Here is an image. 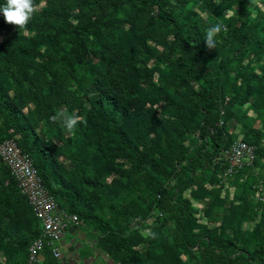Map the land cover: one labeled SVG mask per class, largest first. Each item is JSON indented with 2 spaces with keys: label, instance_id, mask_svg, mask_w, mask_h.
Segmentation results:
<instances>
[{
  "label": "trees",
  "instance_id": "1",
  "mask_svg": "<svg viewBox=\"0 0 264 264\" xmlns=\"http://www.w3.org/2000/svg\"><path fill=\"white\" fill-rule=\"evenodd\" d=\"M5 2L0 0V6ZM36 3L40 10L25 29L5 23L0 13V141L15 138L58 207L81 221L78 226L96 222L112 264H264V187L263 202L254 203L261 205V219L251 249L244 242L221 237L219 228L209 231L193 223L192 205L178 196L183 189L201 193L214 183L234 192V185L242 181L247 165L220 182L218 151L235 139L226 128L232 112L249 95L251 103L264 101V0ZM217 23L223 30L215 48L208 49L206 30ZM100 65L122 72L154 69L168 76L163 81L143 76L103 83L98 78ZM77 70L87 76L79 79ZM77 81L80 86L72 83ZM147 99L159 103L164 114L146 106L143 100ZM61 109L106 125L103 132L121 159L118 165L137 174L148 188L149 226L164 232L166 245L176 257L150 254L151 242L144 237L121 240L86 210L82 191L107 194L108 185L115 181L90 183L56 171V155L76 166L85 163L81 170L89 165L93 173L99 159L84 124L69 132L61 121L50 120ZM239 139L254 146L251 164L257 157L264 161V137L257 129H249ZM18 210L28 215L21 223L27 228L25 234L17 228ZM137 211L143 217L135 204L125 210L127 228L133 233ZM38 233L30 206L0 162L1 264H16V255L26 261L27 246ZM134 243L147 247L139 251ZM110 244L113 250L108 249ZM41 254L42 264H61L47 248Z\"/></svg>",
  "mask_w": 264,
  "mask_h": 264
},
{
  "label": "rangeland",
  "instance_id": "2",
  "mask_svg": "<svg viewBox=\"0 0 264 264\" xmlns=\"http://www.w3.org/2000/svg\"><path fill=\"white\" fill-rule=\"evenodd\" d=\"M149 63L150 66H154L152 59H150ZM99 71L98 78L103 83H109L111 78L134 79L143 76L150 78L152 81H163L168 76V73L159 74L154 69L147 73H142L138 69L122 72L112 66L104 69L101 65ZM77 73L79 74V79L82 76H87V73L81 70H77ZM72 83L75 86H80L78 81ZM7 93L10 95L9 91ZM262 94L264 95V89ZM250 98V95L246 97V100L232 112L231 118L226 122L227 131L235 139H239L243 133L252 128L257 129L260 135L264 137V113H262L264 101L260 100L259 103H251ZM143 101L146 106L151 107L157 113L164 114L165 111L159 103H154L151 99ZM86 120L85 134L91 136L90 140L95 141L98 148L97 157L99 159L95 162L97 172H91L89 165L81 170V167H85V163L76 166L75 163H70L71 161L62 155L55 156L56 171L64 173L65 177H67V173L72 179L76 180H79V176H81L90 183L93 181L108 182L112 178L115 183L108 185L107 194L100 195L94 190L82 191V196L86 199V210L94 215L97 220H100L111 234L119 236L121 240L134 242L139 237H144L151 242L150 247H148L150 254H155L159 257H176L177 255H174L166 245L164 232L149 226L152 218L147 208L149 202V196L146 194L147 186L140 182L137 174L118 165L121 159L115 156L116 151L112 149L109 138L103 132L106 125L89 117ZM2 125L3 118L0 114V126ZM115 139L113 138L112 141L117 145ZM243 170L242 181L238 185H234V192L233 190L225 189L223 185L214 183L208 185L201 193L183 189L178 192V196L187 199L192 205L191 219L193 223L198 226H205L209 231L219 228L221 237L232 239L237 244L244 242L251 249L256 245L261 219V205L255 206L254 203L255 201L263 202L264 161L257 157L256 163L245 166ZM63 179L65 178L63 177ZM174 182H176L175 179ZM220 182L225 183V180ZM236 194L240 195L239 200H235ZM131 204H135L137 209L141 210L143 214V217H140V212H135V217L138 220L136 233L131 232L127 228L129 221H126L125 210H129ZM18 213L21 218L17 221V228L20 233L25 234L27 228L23 227L21 223L28 218V215L19 210ZM6 222H8V219L4 220L2 225L5 226ZM14 225L17 226L15 223ZM149 229L156 233V238L146 237L145 232ZM74 233V240L69 244L67 242L73 236L68 228L65 230L62 238L65 241V248L61 251L62 255L58 262L61 264H72L73 257V262L75 261L73 264H112L106 254V248L108 247L105 243L106 238L94 220L84 221L83 225L74 228ZM169 236L167 238H170ZM111 244L108 249L113 250L114 246ZM134 244V247L139 251H144L145 247H147V245L143 244ZM180 257H182L181 254L178 255V258ZM14 262L16 264H26L25 258L19 255L14 257ZM1 263H3V254L0 251Z\"/></svg>",
  "mask_w": 264,
  "mask_h": 264
},
{
  "label": "built area",
  "instance_id": "3",
  "mask_svg": "<svg viewBox=\"0 0 264 264\" xmlns=\"http://www.w3.org/2000/svg\"><path fill=\"white\" fill-rule=\"evenodd\" d=\"M222 169L220 181L235 174L254 159V146L234 139L218 151ZM0 162L14 179L21 195L39 224V233L27 246L26 264H42L41 251L47 248L55 259L61 257L60 242L67 228H76L81 221L73 213L60 209L54 197L41 183L28 154L16 144L14 137L0 141Z\"/></svg>",
  "mask_w": 264,
  "mask_h": 264
},
{
  "label": "clouds",
  "instance_id": "4",
  "mask_svg": "<svg viewBox=\"0 0 264 264\" xmlns=\"http://www.w3.org/2000/svg\"><path fill=\"white\" fill-rule=\"evenodd\" d=\"M40 10V5L36 0H6L5 4L0 6V13L3 14L4 22L14 25L16 28L25 29L34 15ZM223 30V25L217 23L206 30L205 46L208 49H214L216 46V37ZM53 122L61 121L64 127L72 132L78 124L86 125V117L69 114L66 109L59 110L56 115L50 117ZM147 238H156V233L150 229L146 230Z\"/></svg>",
  "mask_w": 264,
  "mask_h": 264
},
{
  "label": "crops",
  "instance_id": "5",
  "mask_svg": "<svg viewBox=\"0 0 264 264\" xmlns=\"http://www.w3.org/2000/svg\"><path fill=\"white\" fill-rule=\"evenodd\" d=\"M68 230L72 233V238H70L69 240H68V242L67 243H69V244H71V242H73V240H74V229L73 228H68ZM62 242V243H61ZM61 242H60V246H61V251L63 250V248H65V241H63V239H61ZM71 246V245H70ZM62 255V254H61ZM75 262V261H74ZM73 262V257H72V264L74 263Z\"/></svg>",
  "mask_w": 264,
  "mask_h": 264
}]
</instances>
